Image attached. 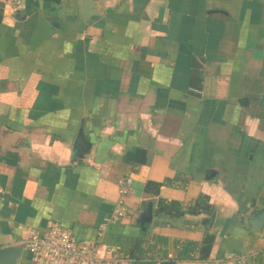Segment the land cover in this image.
Listing matches in <instances>:
<instances>
[{
  "label": "crops",
  "instance_id": "0c3cea01",
  "mask_svg": "<svg viewBox=\"0 0 264 264\" xmlns=\"http://www.w3.org/2000/svg\"><path fill=\"white\" fill-rule=\"evenodd\" d=\"M91 1L83 20L80 0H0V248L106 223L100 254L121 264H264L247 221L264 208V0ZM207 235V257L175 258Z\"/></svg>",
  "mask_w": 264,
  "mask_h": 264
},
{
  "label": "built area",
  "instance_id": "2783aa9c",
  "mask_svg": "<svg viewBox=\"0 0 264 264\" xmlns=\"http://www.w3.org/2000/svg\"><path fill=\"white\" fill-rule=\"evenodd\" d=\"M22 3L23 0H6L11 9H18ZM130 181V178L119 179V199L107 218L108 222L118 221L125 215L126 206L123 199L128 193ZM105 225H100L97 233L99 239ZM99 239L80 240L71 229L54 222L42 231L30 230L21 245L34 264H121L122 258H106L100 254ZM229 260L235 264H250L246 255H233Z\"/></svg>",
  "mask_w": 264,
  "mask_h": 264
},
{
  "label": "water",
  "instance_id": "95a60500",
  "mask_svg": "<svg viewBox=\"0 0 264 264\" xmlns=\"http://www.w3.org/2000/svg\"><path fill=\"white\" fill-rule=\"evenodd\" d=\"M91 4V0H80L81 17L83 20H87L91 14L94 15V13L89 15V6ZM145 213L150 215L149 208L145 207ZM247 221L251 231L260 232L264 225V208L260 207L257 211L251 213L247 217ZM22 250L21 244L0 248V264H19Z\"/></svg>",
  "mask_w": 264,
  "mask_h": 264
},
{
  "label": "trees",
  "instance_id": "16d2710c",
  "mask_svg": "<svg viewBox=\"0 0 264 264\" xmlns=\"http://www.w3.org/2000/svg\"><path fill=\"white\" fill-rule=\"evenodd\" d=\"M0 19H1V11H0ZM129 159H135L138 163H144L145 160V152L144 150L135 151L128 155ZM213 242V237L207 235L201 244H197L195 242H187L181 244L179 251L177 252L176 259H184V258H193L190 254H198L199 258H205L209 255L211 246ZM161 264H173L172 260L163 261Z\"/></svg>",
  "mask_w": 264,
  "mask_h": 264
}]
</instances>
